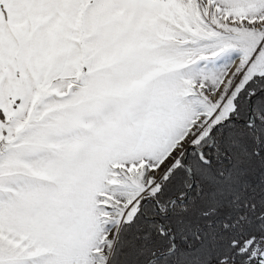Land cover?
Here are the masks:
<instances>
[{"label":"snow or ice","instance_id":"obj_1","mask_svg":"<svg viewBox=\"0 0 264 264\" xmlns=\"http://www.w3.org/2000/svg\"><path fill=\"white\" fill-rule=\"evenodd\" d=\"M0 264H264V0H0Z\"/></svg>","mask_w":264,"mask_h":264}]
</instances>
